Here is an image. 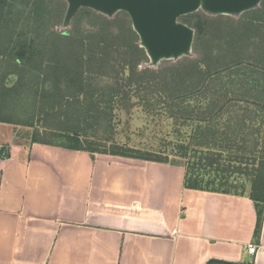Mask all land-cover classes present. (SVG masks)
<instances>
[{"label": "trees", "instance_id": "obj_1", "mask_svg": "<svg viewBox=\"0 0 264 264\" xmlns=\"http://www.w3.org/2000/svg\"><path fill=\"white\" fill-rule=\"evenodd\" d=\"M65 8L60 0H0V123L32 128L33 143L92 155L161 164L178 159L185 189L253 201L259 243L264 1L239 19L182 17L196 30L194 57L158 70L139 69L148 57L132 28L89 9L77 17L86 11L94 32L82 33L78 18L70 34L56 30ZM135 108L174 122L169 148L152 151L112 137L116 113Z\"/></svg>", "mask_w": 264, "mask_h": 264}, {"label": "crops", "instance_id": "obj_2", "mask_svg": "<svg viewBox=\"0 0 264 264\" xmlns=\"http://www.w3.org/2000/svg\"><path fill=\"white\" fill-rule=\"evenodd\" d=\"M22 128L0 123V264H264L249 198L185 189L179 161L93 156Z\"/></svg>", "mask_w": 264, "mask_h": 264}, {"label": "water", "instance_id": "obj_3", "mask_svg": "<svg viewBox=\"0 0 264 264\" xmlns=\"http://www.w3.org/2000/svg\"><path fill=\"white\" fill-rule=\"evenodd\" d=\"M68 4L63 26L70 25L82 8L112 18L126 13L139 45L157 68L162 61H178L193 55L196 31L182 17L202 11L210 16L238 18L258 9L264 0H62ZM68 34V33H67ZM4 148L0 149L3 155Z\"/></svg>", "mask_w": 264, "mask_h": 264}, {"label": "rangeland", "instance_id": "obj_4", "mask_svg": "<svg viewBox=\"0 0 264 264\" xmlns=\"http://www.w3.org/2000/svg\"><path fill=\"white\" fill-rule=\"evenodd\" d=\"M60 1H62V0H60ZM63 2L66 3V8H65V12H64V18H63V23H64L68 4L66 1H63ZM82 9H86V8H82ZM91 11H93V10H91ZM79 12L73 18L70 25H68L67 27H64L63 23H62L61 25L56 27V30L65 32V34H67V33L70 34L71 31H73V29H75V28H73L74 20H75V18H78L81 20V22L79 23V25H80L79 29L81 30L82 33L85 32V34H86V33L94 32L98 27H96V26L94 27L91 25L88 13L86 11H82L83 17L82 16L77 17L79 15ZM199 12H202V11H199ZM199 12H197V13H199ZM197 13H195V14H197ZM96 14H99V13H96ZM204 14L207 15L206 13H204ZM99 15H102V14H99ZM192 15H194V14H192ZM102 16H104V15H102ZM189 16H191V15L185 16L186 18L184 17L182 19L185 20ZM207 16L217 17V16H210V15H207ZM104 17H106L107 19H109L111 21L117 20L118 24L120 26L122 24L123 27H125V28H128V29L132 28L133 29L131 19L126 13H123V12L117 13L112 18H109L107 16H104ZM240 17H238L236 19H239ZM233 18H235V17H233ZM182 19H180V21L182 23L187 24ZM195 20H197V19L195 18L193 21H195ZM187 25L192 27V25H190V24H187ZM118 31L119 30L117 29V30H114L113 32L115 34H119ZM195 40H196V38H195ZM194 45H195V43H194ZM191 57H194V47H193V55ZM182 59H184V58H182ZM182 59H180L176 62L172 61V60H170V61L165 60V61H162L161 64H159V66L157 68H152L150 66V59L148 58V61L145 63H142L141 66L139 67V69L140 70H144V69L158 70V69H162V68H168V67H171L174 64L178 63ZM13 82H14V79L13 78L10 79V83L12 84ZM115 117H116L115 118L116 129H115L112 137H114L116 140L120 141L121 143H128L131 146L142 148V149H147V150H152V151H160L162 149L169 148L168 146H169L170 141L175 139V136L172 133L174 122L171 119L166 118L165 116H163V117H161V116H149V115H146L142 111L141 108H135L131 111V113L119 111L116 113ZM22 129L23 130H21V131H25L26 133H28V135L32 136V133H33L32 128L23 127ZM108 156H110V155H108ZM173 161H180V160L173 159ZM180 162H182V161H180ZM245 257L247 259V262H249L248 260L250 258H249L247 251H246Z\"/></svg>", "mask_w": 264, "mask_h": 264}, {"label": "built area", "instance_id": "obj_5", "mask_svg": "<svg viewBox=\"0 0 264 264\" xmlns=\"http://www.w3.org/2000/svg\"><path fill=\"white\" fill-rule=\"evenodd\" d=\"M247 249H248V252H249L252 256H254V255L257 253V246H256V245H249V246L247 247Z\"/></svg>", "mask_w": 264, "mask_h": 264}]
</instances>
